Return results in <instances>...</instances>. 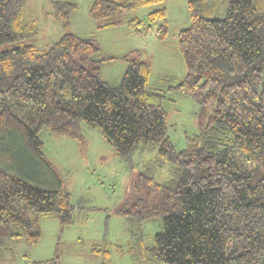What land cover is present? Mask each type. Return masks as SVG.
<instances>
[{
  "label": "trees",
  "instance_id": "16d2710c",
  "mask_svg": "<svg viewBox=\"0 0 264 264\" xmlns=\"http://www.w3.org/2000/svg\"><path fill=\"white\" fill-rule=\"evenodd\" d=\"M49 1L68 24L77 4ZM162 1L93 0L88 13L104 19ZM203 3L188 0L190 25L177 33L185 74L170 88L214 109L197 145L176 151L161 97L146 90L149 60L124 54L121 80L110 85L100 68L114 56L94 57L100 51L94 37L67 32L38 51L24 43L38 32L35 22L24 20L25 1L0 0V44L17 43L0 51V251L20 235L12 224L21 225L33 245L41 237L37 216L56 212L69 225L75 209L68 192L30 182L3 141L15 136L32 158L46 161L42 128L81 142L85 123L98 128L126 162L140 144H157L158 155L173 166L164 183L138 174L129 191L133 203L120 210L138 223L162 216L161 231L143 251L165 264H264V8L258 0H228L226 15L211 18L201 15ZM165 15L160 8L145 19ZM131 21L136 34L146 33L140 20ZM166 35L160 24L156 37ZM95 251L101 264H109L107 248ZM28 264L61 263L55 254Z\"/></svg>",
  "mask_w": 264,
  "mask_h": 264
},
{
  "label": "rangeland",
  "instance_id": "374dc122",
  "mask_svg": "<svg viewBox=\"0 0 264 264\" xmlns=\"http://www.w3.org/2000/svg\"><path fill=\"white\" fill-rule=\"evenodd\" d=\"M24 20L35 22L37 34L24 43L33 44L38 51L45 50L62 34L72 32L82 37H94L100 51L94 57L103 58L100 76L110 85H118L126 68L120 57L132 52L138 59L150 61V75L146 90L161 97L166 113L167 135L176 151L197 145V138L206 132L208 116L214 104H200L192 98L171 89L185 74L183 58L177 46V33L190 25L188 0H163L148 6L137 7L104 19L89 16L93 0H60L77 4L71 12L69 23L64 24L54 15L49 0H24ZM264 8V0H258ZM164 8V18L147 21L146 15ZM228 0H204L200 9L203 16L222 18L226 15ZM140 20L142 36L134 32L132 19ZM115 24L97 28L101 23ZM167 27L163 40L156 37L160 24ZM17 43L0 44V51ZM19 45H22L20 43ZM82 140L67 135H55L42 128L38 137L46 161H40L22 148L15 136L6 137L5 147L10 149L14 164L32 183L52 185L70 194L75 209L72 224L63 225L56 212L36 217L40 227V240L33 245L26 242L24 229L12 224L11 230L19 237L7 239L0 251V264H28L32 260H44L58 254L61 264H101V253L109 250V264H165L142 250L152 246L154 236L162 229V216L156 215L136 222L122 214L133 203L130 189L140 173H149L153 181L164 183L172 174V164L158 155V145L144 148L140 144L126 162L116 155L98 128L81 124ZM36 160V164L34 162ZM134 226H132V225Z\"/></svg>",
  "mask_w": 264,
  "mask_h": 264
}]
</instances>
